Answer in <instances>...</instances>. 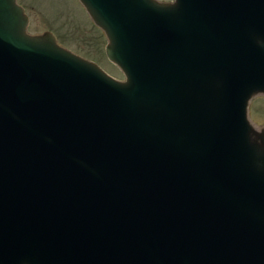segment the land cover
Instances as JSON below:
<instances>
[{
    "label": "water",
    "instance_id": "1",
    "mask_svg": "<svg viewBox=\"0 0 264 264\" xmlns=\"http://www.w3.org/2000/svg\"><path fill=\"white\" fill-rule=\"evenodd\" d=\"M80 1L124 78L0 0V264H264V0Z\"/></svg>",
    "mask_w": 264,
    "mask_h": 264
},
{
    "label": "rangeland",
    "instance_id": "2",
    "mask_svg": "<svg viewBox=\"0 0 264 264\" xmlns=\"http://www.w3.org/2000/svg\"><path fill=\"white\" fill-rule=\"evenodd\" d=\"M29 15L27 30L39 33L51 30L63 46L98 62L117 78L122 70L105 54L107 37L92 20L80 0H17ZM248 116L257 126H264V93L254 94L248 102Z\"/></svg>",
    "mask_w": 264,
    "mask_h": 264
},
{
    "label": "flooded vegetation",
    "instance_id": "3",
    "mask_svg": "<svg viewBox=\"0 0 264 264\" xmlns=\"http://www.w3.org/2000/svg\"><path fill=\"white\" fill-rule=\"evenodd\" d=\"M162 252L165 254L157 255L156 257L152 256L149 264H202L207 262L202 257V253L207 252V250H203L196 245L166 247ZM118 261L117 264H136L133 249L119 256Z\"/></svg>",
    "mask_w": 264,
    "mask_h": 264
}]
</instances>
